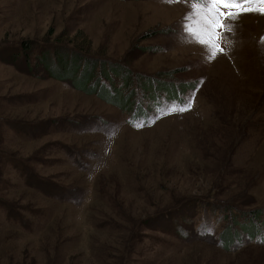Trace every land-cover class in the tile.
<instances>
[{
	"label": "rangeland",
	"instance_id": "rangeland-1",
	"mask_svg": "<svg viewBox=\"0 0 264 264\" xmlns=\"http://www.w3.org/2000/svg\"><path fill=\"white\" fill-rule=\"evenodd\" d=\"M194 6L0 0V264H264V15L212 34ZM20 41L127 69L132 103L1 59Z\"/></svg>",
	"mask_w": 264,
	"mask_h": 264
},
{
	"label": "trees",
	"instance_id": "trees-1",
	"mask_svg": "<svg viewBox=\"0 0 264 264\" xmlns=\"http://www.w3.org/2000/svg\"><path fill=\"white\" fill-rule=\"evenodd\" d=\"M33 43L32 41H20L19 43L9 44L6 46L7 55L2 56L1 59L4 58L5 62L15 67H20V69H24L25 67L30 74L34 73V67H41L49 77L70 80L76 89L78 88L85 92H92L94 89H97L100 93L107 95L109 91L99 82V75L101 74L107 80H110L111 83L110 75L117 74L123 78L122 82L125 87L112 88L115 90L113 92L114 95L121 98V101L117 104L126 105L132 103L133 87L130 88L129 83L136 81L138 76L135 77L129 74L127 69H116L113 66L102 65L89 54H82L81 51L74 50L71 47L56 46L50 48L48 46H39L37 49ZM74 45L75 48L78 46V44ZM79 49L82 50L84 48L79 46ZM50 57L54 59L57 66L51 65L52 63L49 61ZM32 59H35L34 63H32ZM87 83L92 84L94 88L88 87ZM140 84L142 87L145 86L141 81ZM129 90H132V92L127 97L126 94Z\"/></svg>",
	"mask_w": 264,
	"mask_h": 264
},
{
	"label": "snow or ice",
	"instance_id": "snow-or-ice-1",
	"mask_svg": "<svg viewBox=\"0 0 264 264\" xmlns=\"http://www.w3.org/2000/svg\"><path fill=\"white\" fill-rule=\"evenodd\" d=\"M194 6L189 14H186L185 21H188L189 16L192 19H198L199 22L212 30V34L220 29H224L225 32L231 33L233 27L226 26L228 22H238L239 18L245 14H260L264 15V0H196ZM185 31L192 32V28L185 27ZM200 44L208 48L207 59L209 61L217 58L218 53H223L224 49L220 47L216 42L212 40H200ZM202 83V81H201ZM192 108V97L185 98V103L179 105L176 102H172L168 107H161L158 109L157 117L160 115L182 113L189 111ZM150 122H155L154 120ZM149 123L148 121H141L135 123V127H144Z\"/></svg>",
	"mask_w": 264,
	"mask_h": 264
}]
</instances>
